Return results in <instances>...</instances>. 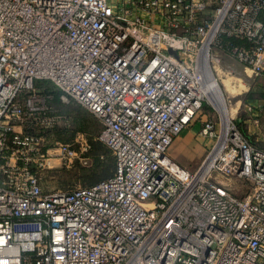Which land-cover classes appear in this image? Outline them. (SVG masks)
<instances>
[{
  "label": "built area",
  "instance_id": "1",
  "mask_svg": "<svg viewBox=\"0 0 264 264\" xmlns=\"http://www.w3.org/2000/svg\"><path fill=\"white\" fill-rule=\"evenodd\" d=\"M220 51L264 73V0H0V264H264V146L210 117L197 167L169 152ZM39 80L100 122L111 176L43 189L69 145Z\"/></svg>",
  "mask_w": 264,
  "mask_h": 264
},
{
  "label": "rangeland",
  "instance_id": "2",
  "mask_svg": "<svg viewBox=\"0 0 264 264\" xmlns=\"http://www.w3.org/2000/svg\"><path fill=\"white\" fill-rule=\"evenodd\" d=\"M219 55L222 62L216 67L215 78L219 83V97L222 100L216 91L208 94V100L203 103L195 120L201 123V127L204 119L210 117L224 123L227 119L224 110L237 122L240 111L237 109L235 112L237 102L242 106L247 96L261 87L259 77L237 59L227 52L220 51ZM37 87L46 92L57 90L55 85L47 80H39ZM222 102L224 110L221 108ZM53 104L61 117L58 124L44 132L45 148L53 153L54 148L63 143L69 145V152H65L62 157L50 156L47 166L39 172L42 187L45 191H52L89 184L95 176L103 175V171L109 167L113 168L115 163L112 151L99 139L101 124L89 110L75 102L65 103L53 99ZM199 137L210 141L211 144L215 140L202 134ZM174 145L175 141L169 150L170 154L186 166L192 158L193 149L198 150L202 146L196 141L189 142L183 151H175Z\"/></svg>",
  "mask_w": 264,
  "mask_h": 264
},
{
  "label": "crops",
  "instance_id": "3",
  "mask_svg": "<svg viewBox=\"0 0 264 264\" xmlns=\"http://www.w3.org/2000/svg\"><path fill=\"white\" fill-rule=\"evenodd\" d=\"M259 77L261 87L256 89L251 95L247 96L242 106L237 102L235 109H239L237 123L242 133L255 145L264 146V73ZM234 109V110H235ZM201 123L196 121L185 129L175 140L174 150L183 151L189 142L201 143L202 146L193 149L192 158L187 164L188 167L195 168L201 158L204 157L211 142L201 139Z\"/></svg>",
  "mask_w": 264,
  "mask_h": 264
},
{
  "label": "trees",
  "instance_id": "4",
  "mask_svg": "<svg viewBox=\"0 0 264 264\" xmlns=\"http://www.w3.org/2000/svg\"><path fill=\"white\" fill-rule=\"evenodd\" d=\"M47 92L54 93V94H55V98H54V99L60 101V100H59V94H60V92H59L58 90L51 89L50 91H47ZM114 169H115V163H114V165H113V168L109 167V169L104 170L103 173H102L103 175L95 176V177L90 181L89 184H85V185H93V184L97 183V182L100 181V180H103V179H105V178H108L109 176H111V175L113 174ZM110 170H111V171H110Z\"/></svg>",
  "mask_w": 264,
  "mask_h": 264
},
{
  "label": "bare ground",
  "instance_id": "5",
  "mask_svg": "<svg viewBox=\"0 0 264 264\" xmlns=\"http://www.w3.org/2000/svg\"><path fill=\"white\" fill-rule=\"evenodd\" d=\"M207 88H208V92H207L208 94H213L216 91V94L219 97V94H220L219 83H218V81H217V79L215 77L209 76V78L207 80ZM220 100H222V98H220ZM221 108L224 110V102H222V107ZM224 112H225V114L227 116V120H229L230 119V117L228 116L229 113L226 110H224ZM225 122H227V121H225Z\"/></svg>",
  "mask_w": 264,
  "mask_h": 264
},
{
  "label": "flooded vegetation",
  "instance_id": "6",
  "mask_svg": "<svg viewBox=\"0 0 264 264\" xmlns=\"http://www.w3.org/2000/svg\"><path fill=\"white\" fill-rule=\"evenodd\" d=\"M214 77V76H213Z\"/></svg>",
  "mask_w": 264,
  "mask_h": 264
}]
</instances>
